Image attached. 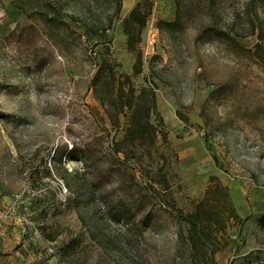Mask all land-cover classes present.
Here are the masks:
<instances>
[{"label": "rangeland", "instance_id": "1", "mask_svg": "<svg viewBox=\"0 0 264 264\" xmlns=\"http://www.w3.org/2000/svg\"><path fill=\"white\" fill-rule=\"evenodd\" d=\"M141 1L121 0L107 36L97 38L69 20L75 10L64 0L71 33L51 40L23 0H0V264H264L258 217L230 220L218 233L206 228L205 249L194 252L185 222L213 172L264 194V36L253 54L258 32L245 16L262 20L264 5L149 0L142 73L133 76L122 25ZM177 16L176 26L158 30ZM104 47L116 72L136 87L155 86L178 157L162 168L177 173L170 188L151 191L140 169L112 152L129 113L112 125L93 96Z\"/></svg>", "mask_w": 264, "mask_h": 264}, {"label": "trees", "instance_id": "2", "mask_svg": "<svg viewBox=\"0 0 264 264\" xmlns=\"http://www.w3.org/2000/svg\"><path fill=\"white\" fill-rule=\"evenodd\" d=\"M63 1L23 0L21 7L29 18L41 25L45 35L54 40L57 35L71 33L70 24L61 18V11L64 9ZM70 1L73 3L72 7H74L75 12L70 14L69 20L72 23H79L87 34L97 38L107 36L113 16L118 13L121 2V0ZM103 1L110 4L109 8H112L113 12H103L100 7ZM261 1L264 5V1ZM178 7L180 6L177 2V9ZM151 8L149 0H142L135 4L123 20L122 28L127 38V49L134 55L133 76L142 73L143 55L140 44ZM93 9L98 15L96 20L93 18ZM245 16L253 29L252 35L256 31L258 32V42L253 52L255 54L261 48V40L264 36V17L261 20L256 13L253 16L248 11H245ZM177 24L178 16L172 22L160 21L157 28L162 33L164 27H173ZM235 36L243 37L245 35L236 32ZM226 37L229 43H232L237 49L245 50L228 34ZM103 51L107 54L108 59L104 57V54L95 58L97 70L91 81L93 96L112 125L117 126L120 117L129 113L128 126L123 135L112 142V152L115 155H121L125 162L136 165L142 176L148 181L151 191H157L154 187L155 184H165L167 188H170V179L173 182V175L177 176V173L173 171L163 172L162 168L171 158L177 163L178 157L170 148L167 132L163 128V119L158 111L155 86L152 83L151 86L136 87L132 76L124 73L119 74L115 71L117 64L111 59L109 48L104 47ZM153 117L157 119V124L152 122ZM248 219L249 217L241 218L237 214L229 190L222 188L218 180L212 177L205 197L197 202L194 211L185 217L189 230L188 241L192 251H198L199 247L205 249L204 231L206 228L212 229L214 227L218 233L225 229L230 220L243 223ZM258 219L260 222H264V215ZM205 253L208 255L206 250Z\"/></svg>", "mask_w": 264, "mask_h": 264}, {"label": "crops", "instance_id": "3", "mask_svg": "<svg viewBox=\"0 0 264 264\" xmlns=\"http://www.w3.org/2000/svg\"><path fill=\"white\" fill-rule=\"evenodd\" d=\"M213 175L218 178L222 188L229 190L236 212L241 218H246L250 215L255 217L263 215L264 194L253 193L250 187L246 186L245 182H230L219 172H213Z\"/></svg>", "mask_w": 264, "mask_h": 264}, {"label": "built area", "instance_id": "4", "mask_svg": "<svg viewBox=\"0 0 264 264\" xmlns=\"http://www.w3.org/2000/svg\"><path fill=\"white\" fill-rule=\"evenodd\" d=\"M111 146H112V144H111Z\"/></svg>", "mask_w": 264, "mask_h": 264}]
</instances>
